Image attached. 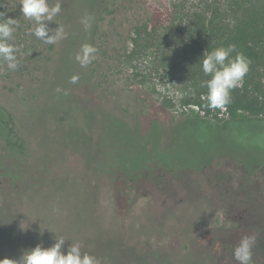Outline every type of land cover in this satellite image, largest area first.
<instances>
[{
  "label": "rangeland",
  "instance_id": "374dc122",
  "mask_svg": "<svg viewBox=\"0 0 264 264\" xmlns=\"http://www.w3.org/2000/svg\"><path fill=\"white\" fill-rule=\"evenodd\" d=\"M95 1L88 8L81 0H71L73 27L85 35L87 44L93 27H99L97 33L102 41L107 39L109 50L97 53L83 71L88 80L72 84L71 93L83 107L100 103L128 123L116 129L125 155L131 149L134 155L137 142L158 140L157 155L179 172L155 170L135 181L84 175L81 155L70 150L48 164L52 195L37 205L28 202L27 215L12 201L17 189L1 186L0 260L18 259L38 243L49 247L55 236H63L65 249L79 242L82 251L102 264H237L234 247L243 236L254 235L253 264H264V168L247 178L235 165L240 162L249 170L264 165V115L259 117L261 125L187 122L168 131L156 128L157 135L149 132L153 122L167 127L184 116H203L197 107L185 104L197 91L187 67L179 65L184 44L180 28L192 13L208 3L223 11L222 19L232 21L227 12L232 1L261 6L264 0ZM86 14L94 17L88 30L81 23ZM57 19L50 27L65 25L69 37L72 24ZM27 24L35 27L27 22L23 26ZM144 25L148 33L141 30L137 35ZM62 44H69V38L45 48L51 46L49 55L61 54L66 50ZM159 48L167 55L165 63L160 62ZM259 67L250 68L244 83L250 80L264 95V65ZM41 76L38 67L10 72L0 64V109L11 113L19 133L32 142L39 137L28 125L40 104L35 85ZM223 119L226 115L220 112L217 119L208 120ZM137 128L141 135L126 138L124 130ZM224 153L228 157L217 163ZM72 179L79 185L71 187ZM3 182L0 176V185Z\"/></svg>",
  "mask_w": 264,
  "mask_h": 264
},
{
  "label": "trees",
  "instance_id": "16d2710c",
  "mask_svg": "<svg viewBox=\"0 0 264 264\" xmlns=\"http://www.w3.org/2000/svg\"><path fill=\"white\" fill-rule=\"evenodd\" d=\"M81 1L88 8L94 6L96 2L95 0ZM99 1L101 0H98V3ZM50 2L54 5L56 0H49ZM60 2L62 12L57 20L62 23L69 20V25L72 24L73 27V19L76 15L74 16V7L70 6L71 0H60ZM20 6L21 0H0V13L3 14L0 16V21L8 17L18 21L13 34L14 39L10 43L19 49L17 53L20 62L19 69L23 72L28 69L32 70V67L42 69V76L35 85L40 104L38 111L31 116L28 125V129L38 132L39 137L37 142L30 141L19 133L11 113L6 109H0V176H4V182L0 185V193L3 188L1 186L9 185L17 189L16 193L13 192L15 196L12 201L19 203L27 215L29 210L26 204L28 202L37 205L43 197L52 195L51 188L47 185L50 178L48 164L69 153L70 150L74 154L81 155L84 175L90 174L95 177L119 175L126 180L135 181L145 175L151 176L155 170L179 172L175 167H168L166 160L157 155L155 145L158 140L143 141L140 144L137 142L138 148L133 150L134 155L130 154L132 149L125 155L124 152L127 150L124 147L121 148L122 142L116 134V129L119 125H128V123L103 109L100 103L91 107H83L71 93V76L78 75L79 81L82 82L88 80L85 79L88 74L83 72L85 68H81L75 60L81 46L88 42L85 35L73 27L69 30V37H67L69 44H62L63 49L66 46V50L64 52L62 50L61 54L57 52L53 55L52 52L49 55L51 46L47 50L45 45L34 37L29 38V25L27 24L26 27L23 25H26V22L32 23L24 18L20 12ZM222 12L218 7L204 3L203 8L194 11L188 18V22L180 28L184 44L180 49L183 63L179 65L187 67L197 91L194 97L185 101V104L197 107L203 116H184L174 120L167 127L153 122L149 132L153 131L157 135L156 128L160 127L168 131L170 126L187 122L222 126L228 123L259 125L263 123L259 117L264 115V95L252 85L250 80L242 87L233 90L232 103L227 111H223L226 119L208 120L210 117L217 119L221 111L207 109L206 101L202 99L207 89L201 87V82L210 77L203 74L199 60L207 49L211 51L217 47L234 44L238 52H242L251 60L252 70L264 65V4L259 6L250 1L246 6H240L232 1L227 10L232 15V21L222 19ZM98 30L101 29L94 26L93 31L89 33V40H91L89 44L97 48L98 53L105 54L109 50L106 48L107 39L105 42L102 41L103 37L101 33H97ZM141 30L145 35L148 33L146 25L138 29L136 34L140 35ZM159 50H161L160 62L165 63L168 61L167 55L163 49L159 48ZM233 54L235 56L236 53ZM57 87L62 89L60 93L55 91ZM65 92H67L66 95ZM240 113L246 116H241ZM124 132L126 138L136 133L138 136L141 135L140 128L131 133L127 129ZM226 157L228 155L224 153V156L218 158L216 162L219 163L222 161L221 158ZM235 165L238 168L241 167L242 173L247 178L264 168V165H258L249 170L237 161ZM69 183L71 187L79 185L76 179L70 180Z\"/></svg>",
  "mask_w": 264,
  "mask_h": 264
},
{
  "label": "clouds",
  "instance_id": "9594fccd",
  "mask_svg": "<svg viewBox=\"0 0 264 264\" xmlns=\"http://www.w3.org/2000/svg\"><path fill=\"white\" fill-rule=\"evenodd\" d=\"M20 12L24 18L35 25L29 29L28 35L34 37L43 45H56L67 39V32L62 24L55 28L50 27L55 18L62 12L60 0L50 4L49 0H21ZM3 14L0 13V16ZM94 17L86 14L81 23L85 30L91 28ZM18 26L17 19L11 17L3 18L0 21V62L6 66V70L15 72L20 67L17 57L19 49L10 41L14 39V32ZM98 49L90 44H83L75 56V60L81 68L88 67L97 58ZM233 53H236L233 57ZM201 70L210 79L201 82V87L207 89L202 99L206 101L205 107L209 110L227 111L232 103L233 90L244 84L245 77L250 71L251 60L242 52H238L236 45L230 44L227 47H217L211 51L208 49L199 60ZM79 81L78 75L70 77V83L76 84ZM57 93L61 88L55 89ZM65 95L67 92L64 93ZM59 214L58 208L53 209ZM63 236L54 237V243L45 247L38 243L34 248L26 250L18 259L5 258L0 264H102L101 259L86 251H82V245L71 243L65 249ZM256 244L254 235L243 236L233 249V258L237 264H253V247Z\"/></svg>",
  "mask_w": 264,
  "mask_h": 264
},
{
  "label": "flooded vegetation",
  "instance_id": "af4514ba",
  "mask_svg": "<svg viewBox=\"0 0 264 264\" xmlns=\"http://www.w3.org/2000/svg\"><path fill=\"white\" fill-rule=\"evenodd\" d=\"M264 244V243H263Z\"/></svg>",
  "mask_w": 264,
  "mask_h": 264
}]
</instances>
